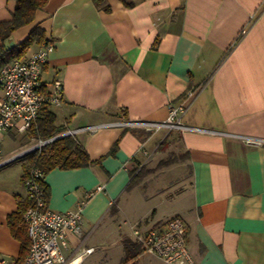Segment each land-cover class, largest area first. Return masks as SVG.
<instances>
[{"label":"crops","instance_id":"0c3cea01","mask_svg":"<svg viewBox=\"0 0 264 264\" xmlns=\"http://www.w3.org/2000/svg\"><path fill=\"white\" fill-rule=\"evenodd\" d=\"M131 2L126 7L105 0V11L91 0H48L33 22L5 43L18 45L35 27L44 32L45 41L16 60L51 47L41 82L44 92L55 90L54 81L62 85L60 105L49 106L61 130L56 137H69L96 163L53 169L42 179L50 210L65 212L85 203L79 235L69 236L65 254L93 248L87 243L94 224L118 209L127 190H139L128 186L130 174H140L165 147L175 153L177 162L167 171L178 180L166 188L153 181L150 198L159 202L141 214L134 203L123 209L130 232L123 231L117 244H137L133 229L179 216L195 264H264V145L249 146L239 138H264V0ZM14 7V1L0 0V23L11 20ZM188 92L192 96L180 121L197 131L149 132L124 125L165 121L169 106ZM88 127L96 129L80 131ZM20 134L36 139L30 129ZM30 147L3 157L1 151L0 164ZM24 161L20 167L0 166V256L13 264L20 243L7 218L26 200ZM99 186L104 192L88 198ZM138 252L134 264H156V257L140 247Z\"/></svg>","mask_w":264,"mask_h":264},{"label":"built area","instance_id":"2783aa9c","mask_svg":"<svg viewBox=\"0 0 264 264\" xmlns=\"http://www.w3.org/2000/svg\"><path fill=\"white\" fill-rule=\"evenodd\" d=\"M50 50V46L41 48L26 60H13L0 67V138L2 134L10 130H16L18 133L28 131L37 120L43 105H60L61 82L54 81L53 92H44V84L41 82L42 68L47 63ZM191 96L192 93L188 92L184 100L170 105L165 121H136L124 125L142 128L149 132L197 131L195 128L183 125L180 121ZM95 129L96 127H88L80 131ZM74 133V131L68 132L67 135ZM239 138L249 146L264 145V138L247 136ZM45 144V141H39L33 150L40 149ZM12 159L0 166L11 162ZM43 177L40 169L32 168L23 181L26 198L31 203L23 214L30 243L25 258L14 264H81L94 251L93 248H81L73 255H66L65 252L69 236L79 235L85 203L82 202L76 209L65 212L50 210L45 206L43 191L39 185ZM99 192H104L103 186L96 187L88 193V198ZM131 234L143 253L154 256L165 264H195L186 245V225L179 216L168 218L145 230L135 228ZM0 264L13 263L0 256Z\"/></svg>","mask_w":264,"mask_h":264},{"label":"trees","instance_id":"16d2710c","mask_svg":"<svg viewBox=\"0 0 264 264\" xmlns=\"http://www.w3.org/2000/svg\"><path fill=\"white\" fill-rule=\"evenodd\" d=\"M12 1H14L15 7L11 20L0 23V67L13 60L23 58L31 46L40 45L45 41L44 32L38 27H35L18 45L11 48L5 47V43L9 40L11 34L15 30L31 24L34 20L35 12L44 7L48 0ZM91 1L95 7L105 11L109 10V8L104 5L105 0ZM120 1H122L126 7L132 4L131 0L129 2H126V0ZM49 106L50 105L45 104L41 107L37 120L30 127L32 135L40 141L50 140L61 133V130L57 129L54 125L55 118L53 113L49 110ZM114 149L115 147H113L112 150ZM20 159H22V161L26 160L22 163V181L26 179L29 170L32 168L40 169L43 175H45L53 169L69 170L87 167L95 163L90 161L86 152L69 137L55 139L42 146L39 150L25 154L20 157ZM140 174L139 172L130 174L129 187L140 177ZM39 185L43 191L44 202H47L49 189L42 180H40ZM30 204V201L26 198L25 201L18 204L17 211L7 218V225L11 235L20 243L17 262H21L28 253L30 242L23 221V214ZM122 249L124 251V256L121 259V264H134V259L139 254V246L130 241H125L123 244L122 241ZM132 250H134V252Z\"/></svg>","mask_w":264,"mask_h":264},{"label":"rangeland","instance_id":"374dc122","mask_svg":"<svg viewBox=\"0 0 264 264\" xmlns=\"http://www.w3.org/2000/svg\"><path fill=\"white\" fill-rule=\"evenodd\" d=\"M161 131H164L166 133L171 132L166 130ZM35 144L37 146L39 144V140H31L26 134H20L17 133L16 130H13L10 133L4 135L1 139V156L3 157L8 153H16L17 151L21 150L24 145H28V147L32 146L25 151H22L11 157L14 158L18 156L19 158L15 159V161L13 160L9 162V164L12 163V167H20L22 161L20 157L24 156L25 153L27 154V152L29 153V151H34L33 149L36 148V146H34ZM162 148L163 149H160L158 151V155L153 160H150L145 164L140 177L137 178L131 185L132 188H134V186H137L139 190L135 189L131 192L127 190L117 202L118 209L116 207L112 208L104 218L99 219L94 224L95 230L89 237L87 243L88 246L93 247L94 253L91 256H88L89 258L86 260L85 264H121V259L123 257L122 248L121 243L117 244V241H119L120 237L121 240H123V231H127V228H129L130 232V227L126 224L123 225V209L128 210L131 204L134 203L136 206V210H138L140 212L139 214H141V212L149 207V203L153 205L158 204L159 202V200L155 202L150 198L152 194L150 193V191L152 190L150 186H152L153 181L156 180V185H159L156 187L166 188L168 186H172V184L176 180H178V178L171 175L172 172H169V170L167 171V169H169L167 166L173 164V162H177L175 153L171 150L165 149V147ZM161 170L166 171L160 172ZM158 180H160L159 184ZM143 194L144 197L147 196L149 197V199L144 200L143 198H140L143 197ZM97 246L102 247L96 248ZM152 260L156 264H164L161 260L159 261L156 258H153Z\"/></svg>","mask_w":264,"mask_h":264},{"label":"water","instance_id":"95a60500","mask_svg":"<svg viewBox=\"0 0 264 264\" xmlns=\"http://www.w3.org/2000/svg\"><path fill=\"white\" fill-rule=\"evenodd\" d=\"M55 139H57V137L52 138V139H50V140H47V141H45V142H46V144H47V143H49V142H51V141H53V140H55ZM17 158H19V157H18V156H17V157H14L11 161H13V160H15V159H17Z\"/></svg>","mask_w":264,"mask_h":264}]
</instances>
